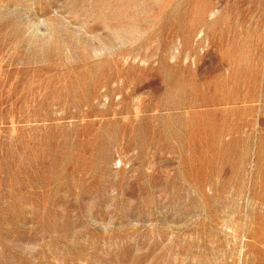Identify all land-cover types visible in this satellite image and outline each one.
<instances>
[{
	"label": "rangeland",
	"instance_id": "1",
	"mask_svg": "<svg viewBox=\"0 0 264 264\" xmlns=\"http://www.w3.org/2000/svg\"><path fill=\"white\" fill-rule=\"evenodd\" d=\"M0 264H264V0H0Z\"/></svg>",
	"mask_w": 264,
	"mask_h": 264
}]
</instances>
